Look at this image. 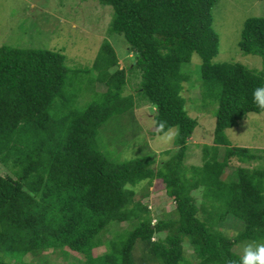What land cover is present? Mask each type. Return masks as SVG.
<instances>
[{"label": "trees", "instance_id": "16d2710c", "mask_svg": "<svg viewBox=\"0 0 264 264\" xmlns=\"http://www.w3.org/2000/svg\"><path fill=\"white\" fill-rule=\"evenodd\" d=\"M97 1L112 7L108 32L121 34L134 55L126 69L140 72L137 102L152 105L157 133L177 127V147L164 151L169 157L159 162L151 153L115 162L101 150L99 128L134 105L133 95L123 94L126 71L117 68L108 40L92 63L93 80L105 86L101 98L83 108L65 99L60 115L52 108L68 76L65 55L1 45L0 164L9 173H0V264H24L23 257L42 250L65 255L71 250L86 264H238L243 254L235 245L264 244V168L236 167L229 180L221 175L234 155L241 160L263 156L231 147L225 129L248 112L264 110L252 98L253 90L264 86V17H248L238 41L242 53L261 57V68L254 69L214 60L218 34L212 9L218 0ZM195 55L200 108L214 109V145L205 144L202 164L186 173L183 157L197 118L185 109L182 90L184 82H195L186 68ZM218 144L226 147L222 161ZM154 179L163 183L174 208L152 222L135 192L139 182ZM198 189L200 206L193 194ZM228 219L241 228L224 232L218 224ZM121 222L129 227L115 229L109 249L95 255L111 226Z\"/></svg>", "mask_w": 264, "mask_h": 264}, {"label": "rangeland", "instance_id": "374dc122", "mask_svg": "<svg viewBox=\"0 0 264 264\" xmlns=\"http://www.w3.org/2000/svg\"><path fill=\"white\" fill-rule=\"evenodd\" d=\"M112 15V7L97 0H0V46L60 50L65 55L68 76L60 94L55 97L52 108L54 115H60L66 108L65 99L83 108L89 102L101 98V91L105 90V86L93 80L95 71L92 69V63L102 41L108 40L117 54V68L123 67L126 71L127 79L123 94H132L134 105L126 112L112 116L99 128L100 148L115 162L149 153L155 154L159 162L169 157L164 151L172 152L173 148L177 147L175 145L177 127H172L162 134L157 133L152 105L137 102L138 92L135 91L138 81L141 80L140 72L134 68L131 71L126 69L132 65L135 58L128 52L127 43L121 34L108 32ZM212 15V27L218 34V53L214 60L240 62L250 68L260 69L261 57L242 53L238 41L243 23L248 17H264V0H218L212 9ZM198 64L200 59L195 55L186 65L191 80L197 76ZM199 85L200 82L196 81L193 85L184 82L182 90V95L186 98L185 109L191 116L197 118V126L187 140L183 157L182 167L186 173L190 172L191 165L202 164L203 146L214 145V109L200 108ZM169 135L171 139H168ZM225 135L231 147L251 149L263 158L241 160L235 155L232 156L221 175L222 179H233L236 167L264 168V110L246 113L235 126L225 129ZM225 149V145L218 144L217 160L222 161ZM0 173L6 174L9 171L0 164ZM139 183L135 198H140L147 204L152 222L155 221L156 215L165 212L170 214L173 211L174 204L165 194L163 183L159 179H154L150 184H147L146 180ZM146 192L148 194L144 196ZM193 194L197 205L200 206L203 201L202 191L194 190ZM198 214L201 215V211ZM126 226L129 227L127 222L112 225L107 235L102 238L101 246L96 247L93 253L97 255L108 250L109 236L115 229L119 230ZM218 227L228 234H233L241 228V224L228 219L218 224ZM155 238L153 235L152 239ZM245 245L248 244L235 245V251L243 254ZM184 249L185 255L191 260L192 249L186 242ZM68 254L42 250L34 255L27 254L23 261L24 264H35L40 260L50 264H86L83 258L78 259V253L70 250Z\"/></svg>", "mask_w": 264, "mask_h": 264}, {"label": "clouds", "instance_id": "9594fccd", "mask_svg": "<svg viewBox=\"0 0 264 264\" xmlns=\"http://www.w3.org/2000/svg\"><path fill=\"white\" fill-rule=\"evenodd\" d=\"M252 98L257 107L264 109V86L255 88ZM168 139H171V135ZM230 264H237V262H230ZM238 264H264V244H257L255 247L252 244L245 245Z\"/></svg>", "mask_w": 264, "mask_h": 264}]
</instances>
